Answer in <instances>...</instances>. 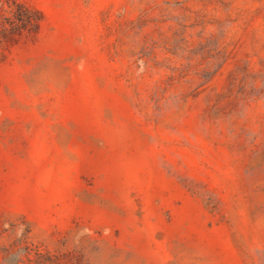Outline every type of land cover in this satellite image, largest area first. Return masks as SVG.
Here are the masks:
<instances>
[{
	"label": "rangeland",
	"instance_id": "obj_1",
	"mask_svg": "<svg viewBox=\"0 0 264 264\" xmlns=\"http://www.w3.org/2000/svg\"><path fill=\"white\" fill-rule=\"evenodd\" d=\"M0 264H264V0H0Z\"/></svg>",
	"mask_w": 264,
	"mask_h": 264
}]
</instances>
